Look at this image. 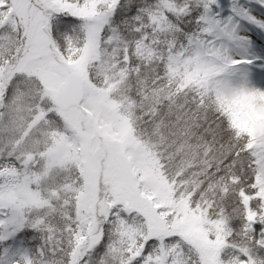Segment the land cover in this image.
Returning <instances> with one entry per match:
<instances>
[{"label":"snow or ice","instance_id":"snow-or-ice-1","mask_svg":"<svg viewBox=\"0 0 264 264\" xmlns=\"http://www.w3.org/2000/svg\"><path fill=\"white\" fill-rule=\"evenodd\" d=\"M264 0H0V264H264Z\"/></svg>","mask_w":264,"mask_h":264},{"label":"rangeland","instance_id":"rangeland-1","mask_svg":"<svg viewBox=\"0 0 264 264\" xmlns=\"http://www.w3.org/2000/svg\"><path fill=\"white\" fill-rule=\"evenodd\" d=\"M260 127H261V128H264V125H261Z\"/></svg>","mask_w":264,"mask_h":264}]
</instances>
